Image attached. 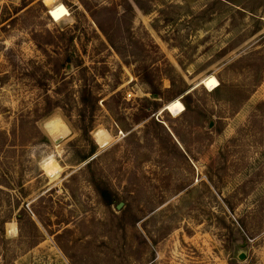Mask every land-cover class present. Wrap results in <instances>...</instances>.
<instances>
[{"label":"rangeland","instance_id":"374dc122","mask_svg":"<svg viewBox=\"0 0 264 264\" xmlns=\"http://www.w3.org/2000/svg\"><path fill=\"white\" fill-rule=\"evenodd\" d=\"M55 3L0 0V264H264V0Z\"/></svg>","mask_w":264,"mask_h":264},{"label":"trees","instance_id":"16d2710c","mask_svg":"<svg viewBox=\"0 0 264 264\" xmlns=\"http://www.w3.org/2000/svg\"><path fill=\"white\" fill-rule=\"evenodd\" d=\"M97 23H98V26L100 27V29L102 30V32L108 38V40L111 39V38H109V36L107 34V31L105 30V28H103L102 24L99 21ZM259 52L261 53V55L264 58V46L260 49ZM75 65L79 66V65H81V62L77 61ZM59 70H60V67L59 68H54V72L57 73V74L59 73ZM246 72L248 73L250 78L253 77V73H254L253 72V68H251L249 66L247 68ZM145 74H147V72H145ZM263 77H264V68H262V70H261V76H260L259 80H262ZM142 80L148 86V92L151 94V96L153 98H161L162 97L163 91L160 90L159 85L157 84L156 80L153 77H150V76L146 77V75H144ZM169 80L172 81L171 78H169ZM257 81H254L253 84L247 86V89H246L247 93H250V92H252L255 89V87L257 85ZM221 82L223 84L222 80H221ZM95 85H96V82L94 81V78L92 76H89V78H87V77L83 78V84H82V88L80 90V100H81V103L83 105V107H82L83 109L81 110V112L84 111L88 107H90V110L92 111L93 107H95L94 104H96L97 100H98V93L95 92V90L93 89V87ZM172 85H173V81H172ZM240 87L242 88L243 85H240ZM169 90H171V88ZM182 91H184V89H181L179 92L181 93ZM194 91L195 90L188 91V92L185 93V95L182 97L183 103L180 101L179 98H175V100L173 99L174 101L167 106L166 110L167 111H172V110L177 109L179 106H185V110L186 111L187 110L188 111L191 110L193 108L191 97H192ZM166 92H169V91H166ZM146 101L148 103H150V104H155L156 103L155 102L156 100H148V99H146ZM255 109L258 110L261 113L264 112V101L259 102L256 105ZM152 122L155 123L157 126H160V123L155 122L154 120H152ZM87 131H88V127L84 126V128H82V132L83 133H87ZM3 135L4 134L1 133L0 137L3 136ZM93 153H94V150H92L88 156H90ZM88 156H86V157H88ZM92 184L94 185V189H95L96 193L102 199V202L105 205H107V206L110 205L112 203V197L105 192L106 190L104 188H102L99 185H97V183L93 182ZM123 212H124V214H129L132 211H131V208L128 207V209H123ZM16 219H17V223L20 225V215H18ZM5 222H6V220H0V232L1 233H4ZM35 229H36V231H38L40 233V231L38 230L39 229L38 227H35Z\"/></svg>","mask_w":264,"mask_h":264},{"label":"bare ground","instance_id":"6f19581e","mask_svg":"<svg viewBox=\"0 0 264 264\" xmlns=\"http://www.w3.org/2000/svg\"><path fill=\"white\" fill-rule=\"evenodd\" d=\"M44 2H46L48 5H50L48 8L49 10L51 11V13L54 15V17L58 20L59 19V16H58V13H57V5L55 3V0H44ZM59 6V5H58ZM50 120V119H49ZM47 122V121H46ZM45 122V123H46ZM63 122V121H62ZM63 124V123H62ZM45 129L47 130L48 134L50 135V137H54V138H57L59 136V134L61 133V126H60V122L58 119H54V120H51L49 122H47L45 124ZM103 133L102 131H99L97 132L95 135H96V138L98 142L100 143H104L105 140H107V136L104 135L103 136ZM63 134V133H62ZM65 135V134H64ZM63 135V136H64ZM48 156V155H47ZM46 165H47V170H48V174L50 175H54L55 173L57 174L59 168H58V165L57 163L52 159L51 156H49L47 159H46ZM61 170V169H60ZM10 226H11V229L10 231L12 230L14 233L16 231V227L14 225V223H10Z\"/></svg>","mask_w":264,"mask_h":264},{"label":"water","instance_id":"95a60500","mask_svg":"<svg viewBox=\"0 0 264 264\" xmlns=\"http://www.w3.org/2000/svg\"><path fill=\"white\" fill-rule=\"evenodd\" d=\"M55 141H58V139H55ZM121 205H122V203H119V204L117 205V208L119 209V208L121 207ZM238 258H239V259H243V258H244V254H243V253L239 254V255H238Z\"/></svg>","mask_w":264,"mask_h":264},{"label":"built area","instance_id":"2783aa9c","mask_svg":"<svg viewBox=\"0 0 264 264\" xmlns=\"http://www.w3.org/2000/svg\"><path fill=\"white\" fill-rule=\"evenodd\" d=\"M134 97H135V96H134L133 93H131V92L127 93V99H128V100L131 99V98H134Z\"/></svg>","mask_w":264,"mask_h":264}]
</instances>
